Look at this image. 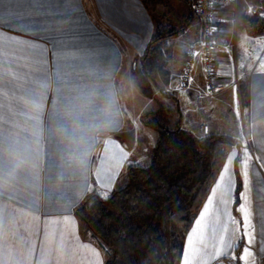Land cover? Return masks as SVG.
<instances>
[{"label": "crops", "instance_id": "obj_1", "mask_svg": "<svg viewBox=\"0 0 264 264\" xmlns=\"http://www.w3.org/2000/svg\"><path fill=\"white\" fill-rule=\"evenodd\" d=\"M183 2L189 17L190 5ZM243 7L241 0L219 7L220 53L235 54L237 36L253 50L255 38L264 35L246 29L245 37L240 35ZM253 9L257 13L251 18L263 20L260 8ZM194 19L200 26L193 17L175 37L193 36ZM151 22L144 0H0V264H91L94 257L81 244L98 250L105 263V248L75 211L88 194L105 191L99 183L101 164L115 148L129 155L113 190L125 182L129 165L150 160L158 134L147 130L131 104L142 92L132 66L153 35ZM259 54L258 64L237 81L217 63L218 54L219 91L211 99L200 85L198 62L189 93L179 103L187 106L183 127L200 134L206 124L207 134L235 140L211 189L224 183L236 189L239 178L242 190L247 174L253 251L264 264V48ZM61 234L64 247L74 246L75 255L61 253ZM215 263L240 264L231 257Z\"/></svg>", "mask_w": 264, "mask_h": 264}, {"label": "trees", "instance_id": "obj_2", "mask_svg": "<svg viewBox=\"0 0 264 264\" xmlns=\"http://www.w3.org/2000/svg\"><path fill=\"white\" fill-rule=\"evenodd\" d=\"M190 14L180 28L163 15H153V35L132 66L146 96L154 98L155 90L163 92L159 81L170 82L167 64L171 55L168 45L162 44L190 24L195 17L192 11ZM249 23L253 27L261 21ZM168 97L178 106L174 126L167 124L163 108L146 111L140 117L158 134L149 162L129 165L125 182L109 199L100 198L94 191L76 208L77 217L105 248L104 264H180L186 235L236 145L228 135H201L183 127L179 99ZM240 191L238 178L234 209ZM240 247L241 243L237 256Z\"/></svg>", "mask_w": 264, "mask_h": 264}, {"label": "snow or ice", "instance_id": "obj_3", "mask_svg": "<svg viewBox=\"0 0 264 264\" xmlns=\"http://www.w3.org/2000/svg\"><path fill=\"white\" fill-rule=\"evenodd\" d=\"M128 155L129 153L119 146L101 164L99 183L105 191L97 193L100 198L109 199L114 182ZM217 189H220L219 193H217ZM248 191L249 180L245 174L242 180V190L239 194L240 203L235 209L240 214V218L237 219L232 214L231 207L235 203V186L224 183L223 187L217 184L216 188L211 189V195L185 238L181 264H213V261L219 258L226 259L229 257L232 260H238L240 264H262L253 251L256 229L252 220L253 214L250 198L247 195ZM214 201L216 202L215 207L213 206ZM63 223L69 225L71 220L65 218ZM230 225H234V228H230ZM260 231L264 233V224H261ZM50 232L53 237L57 234L55 228L51 229ZM59 240L61 253L69 257L75 255L74 246L64 247L63 234L60 235ZM241 241L243 247L240 249V255L237 256L236 249ZM80 248L91 252L92 257H94L91 264H102L98 250L83 244L80 245Z\"/></svg>", "mask_w": 264, "mask_h": 264}, {"label": "rangeland", "instance_id": "obj_4", "mask_svg": "<svg viewBox=\"0 0 264 264\" xmlns=\"http://www.w3.org/2000/svg\"><path fill=\"white\" fill-rule=\"evenodd\" d=\"M183 1L184 0H144V3L147 7V11L151 15V20H152L151 23L153 29L155 27V23L153 20L154 14L163 15L169 18L174 26L179 28L182 27L186 23V21H188L187 20L188 16L186 14L187 8H185L187 6ZM241 1L243 2L244 7L242 9L240 8L239 11L244 15L245 23L244 25L242 24L241 27L238 28V30L240 31V35L245 37L244 36V34H246L245 29L248 30V32H251V30H253L254 33L258 34L260 32H263L261 34H264V19L262 18V15H264V2H263L264 0H241ZM253 5H256L258 8H260L258 10L257 15L261 17L263 20L251 18L250 16L251 6ZM249 10L250 12L248 13ZM249 21L252 22L261 21V23H259L258 26L253 25V27H251ZM189 28L191 29L190 31L193 36L189 37L188 39H180V37L178 38L171 37L163 42L162 45L164 44L168 45L169 54L171 55L167 64V68L170 70L171 73L170 82L164 83L159 81L163 92L161 93L155 90L156 96L153 99H149L150 97L148 98V96L146 97V95L142 93L143 91L137 92L138 95L137 93L133 95L132 97L133 103L131 105L134 114L138 112L144 113L146 111H154L159 108H163L165 110L167 124L169 126H174V124L176 123L177 115H178V106L176 105L173 99L168 97V95H173L178 99L181 98L183 99L184 96L189 93V90L192 86L191 83L188 89H182L178 85V81L180 80V74L184 66L186 45L189 42L194 41L196 38H198L197 36L200 34V26L197 24L195 19L192 21V24L190 25ZM247 39H252V37ZM255 42H256L254 44L255 48L253 50H250L248 45H250L251 43H249L246 40V38L245 40H242L241 37L237 36L236 39L237 51H235V54H233L229 50L220 53L221 51H223L222 49L218 52L220 56L217 63L218 64L220 63L223 69H229L231 77L233 76V78H235V81L239 80L242 73H244L248 67L258 64V62L261 60L259 53L264 48V35L258 36V38L256 37ZM198 62H200L199 58H197L195 61V67L193 73L195 72L197 66H199ZM200 85H202V88L205 89L208 95H210V99L213 96L215 97L219 91V88H217V90H212V91L208 90L205 82L203 81L202 82L200 81ZM128 99L130 100L129 97ZM180 108L183 113V109L184 108L187 109V106L180 105ZM147 130L151 131L152 133H156V131L150 128H147ZM147 136L145 135V140L149 141V138ZM240 243L242 244V241Z\"/></svg>", "mask_w": 264, "mask_h": 264}, {"label": "built area", "instance_id": "obj_5", "mask_svg": "<svg viewBox=\"0 0 264 264\" xmlns=\"http://www.w3.org/2000/svg\"><path fill=\"white\" fill-rule=\"evenodd\" d=\"M194 16L200 23L199 37L186 45V55L184 66L180 74L178 85L182 89H188L193 80V70L195 61L199 58L202 66L204 82L208 90H217V72L216 60L218 52L222 49L216 37L219 29V20L217 11L221 6L231 5L237 0H186ZM252 14L257 13V9H253ZM201 135H205L209 131L206 124L199 127Z\"/></svg>", "mask_w": 264, "mask_h": 264}]
</instances>
